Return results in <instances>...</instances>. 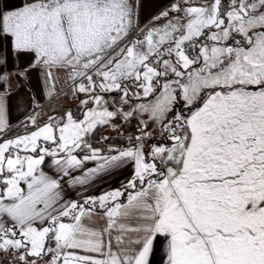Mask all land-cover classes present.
Instances as JSON below:
<instances>
[{"label":"snow or ice","instance_id":"snow-or-ice-1","mask_svg":"<svg viewBox=\"0 0 264 264\" xmlns=\"http://www.w3.org/2000/svg\"><path fill=\"white\" fill-rule=\"evenodd\" d=\"M158 248L264 264V0H0V264Z\"/></svg>","mask_w":264,"mask_h":264},{"label":"crops","instance_id":"crops-1","mask_svg":"<svg viewBox=\"0 0 264 264\" xmlns=\"http://www.w3.org/2000/svg\"><path fill=\"white\" fill-rule=\"evenodd\" d=\"M21 119H23L21 111L13 109L11 113V123L13 124V126H17L18 122ZM16 130L19 131V128H17ZM116 142L122 143L123 141ZM91 166L92 165L90 164L89 167ZM131 171L132 169L131 167H129L126 170L118 172L114 176L99 182L97 185H95L94 190L90 191L89 194H99L102 191L111 190L113 188L119 187L121 183L126 182V180L130 177ZM162 258L166 259V257H164L163 251L158 248L153 257L151 258L152 264H162Z\"/></svg>","mask_w":264,"mask_h":264},{"label":"built area","instance_id":"built-area-1","mask_svg":"<svg viewBox=\"0 0 264 264\" xmlns=\"http://www.w3.org/2000/svg\"><path fill=\"white\" fill-rule=\"evenodd\" d=\"M102 132H104V129H100L98 132H97V138L99 137V135L102 133Z\"/></svg>","mask_w":264,"mask_h":264}]
</instances>
